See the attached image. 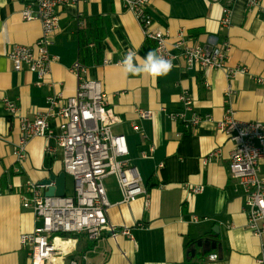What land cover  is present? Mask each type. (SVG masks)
Listing matches in <instances>:
<instances>
[{"label":"crops","instance_id":"0c3cea01","mask_svg":"<svg viewBox=\"0 0 264 264\" xmlns=\"http://www.w3.org/2000/svg\"><path fill=\"white\" fill-rule=\"evenodd\" d=\"M33 1L0 0V264H32L21 245L22 235L37 226L32 211L21 203L25 184L40 185L50 174L65 173L63 154L54 139L49 143L53 152L46 140L37 138L28 145L27 159L15 160L19 131L4 99L18 105L20 117L34 118L47 109L49 96L68 98L77 93L78 80L71 69L78 61L88 69V79L103 84L109 107L120 117L114 132L127 139L130 162L139 169L150 205L145 207V198L122 203L117 181L108 178V199L115 205L108 220L115 231L106 230L98 244L81 237L68 261H80L85 255L88 258L81 264H259L264 234L258 237L248 228L244 191L229 169L234 144L216 125L225 115L229 87L237 119L264 123V85L254 80L264 78V0H257L256 8H250L248 0H152L149 5L154 24L169 33L170 42L181 33L200 45L228 40V67L235 72L230 81L221 70L188 69L183 61L165 77L130 75L116 63L131 49L143 65L155 43L144 38L139 23L125 9L126 0L70 5L49 47L59 60L40 86L36 74L15 71L7 58L14 45L32 46L42 36L40 21L21 17ZM224 8L232 11L228 30L220 26ZM95 34L102 37V49L93 40ZM106 60L112 64L106 65ZM183 94L193 99L198 115L210 118L189 131L168 116L183 109ZM138 110L151 111L153 117L141 120ZM51 125L58 133L57 123ZM135 125L146 138L134 130ZM143 153L149 158H142ZM260 176L264 181V161ZM67 178L74 183L66 175V196ZM190 187L204 191L192 194ZM124 227L133 239L121 233ZM213 255L218 259L210 260Z\"/></svg>","mask_w":264,"mask_h":264},{"label":"built area","instance_id":"2783aa9c","mask_svg":"<svg viewBox=\"0 0 264 264\" xmlns=\"http://www.w3.org/2000/svg\"><path fill=\"white\" fill-rule=\"evenodd\" d=\"M81 1L89 0H34L26 5L21 12L22 20L40 21L42 36L35 45H14L8 52L7 58L15 71L27 69L38 76L39 86L44 85L52 65L59 60L50 53L49 47L60 31L61 15L67 7ZM151 4L152 0H126L125 9L139 23L144 38L155 43L159 56L171 60L174 68L183 61L188 69L221 70L230 81L235 72L228 67L231 53L228 40L200 45L191 43L181 33L170 42L169 33L154 24L148 12ZM248 4L250 8H256L259 1L248 0ZM231 15V9L224 8L220 20L222 30L230 29ZM105 64L112 62L106 60ZM116 64L123 65L120 61ZM71 72L78 80L77 93L68 98L62 94L49 96L47 109L38 112L34 118L20 117L18 105L4 99L5 109L12 118H16L19 131L13 152L15 160L25 161L28 145L37 138L46 140L48 151L53 152L49 143L54 139L63 154V170L74 181V195L64 198L46 197L47 187L33 182L25 184L21 203L25 210L32 211L37 226L31 234L22 235L21 245L28 251L32 264H81L87 256H82L80 261H68L78 250L81 237L98 244L106 230L115 231L108 220V211L115 206L108 199L105 186L108 178L113 177L117 181L122 203L132 204L145 198V207L150 205L148 190L139 169L130 162L127 139L114 132L121 119L109 107L103 84L88 79V69L79 61ZM254 80L264 85V78L256 77ZM232 95L233 90L229 87L225 115L216 127L234 144L230 155L231 177L244 191L248 228L261 237L264 234V181L260 176V164L264 161V123L239 121L231 104ZM180 101L183 109L168 116L173 122H181L185 131L197 128L205 119H210H204L194 111V101L189 95L183 94ZM161 111L166 112V109L161 108ZM137 112L141 120L153 117L151 111ZM52 122L57 123L58 133ZM133 128L144 134L141 127L135 125ZM143 137L146 138L145 135ZM216 154L218 151L213 153ZM142 158L147 159L149 155L143 153ZM207 162L204 159L203 165ZM203 191V187H190L192 194ZM194 221L199 222L198 218ZM121 233L133 239L129 228L124 227ZM217 259V255L210 258L212 261ZM258 263L264 264V245Z\"/></svg>","mask_w":264,"mask_h":264},{"label":"clouds","instance_id":"9594fccd","mask_svg":"<svg viewBox=\"0 0 264 264\" xmlns=\"http://www.w3.org/2000/svg\"><path fill=\"white\" fill-rule=\"evenodd\" d=\"M135 57L136 52L130 49L122 60L124 71L133 76L147 74L160 78L167 76L174 68L172 61L159 56L156 50L146 54L143 65L138 64Z\"/></svg>","mask_w":264,"mask_h":264},{"label":"water","instance_id":"95a60500","mask_svg":"<svg viewBox=\"0 0 264 264\" xmlns=\"http://www.w3.org/2000/svg\"><path fill=\"white\" fill-rule=\"evenodd\" d=\"M40 185L47 187L46 197H57V198L66 197V174L65 173H61L58 177H56L53 174H50L49 178L42 181ZM202 245H203V242L199 243L200 247Z\"/></svg>","mask_w":264,"mask_h":264},{"label":"rangeland","instance_id":"374dc122","mask_svg":"<svg viewBox=\"0 0 264 264\" xmlns=\"http://www.w3.org/2000/svg\"><path fill=\"white\" fill-rule=\"evenodd\" d=\"M67 195L68 196L74 195V183L71 181L70 178H67Z\"/></svg>","mask_w":264,"mask_h":264},{"label":"trees","instance_id":"16d2710c","mask_svg":"<svg viewBox=\"0 0 264 264\" xmlns=\"http://www.w3.org/2000/svg\"><path fill=\"white\" fill-rule=\"evenodd\" d=\"M93 40L97 43L98 48L102 49V37L100 35H93Z\"/></svg>","mask_w":264,"mask_h":264}]
</instances>
